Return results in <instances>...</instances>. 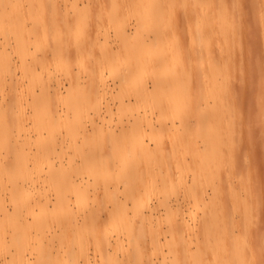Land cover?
Returning <instances> with one entry per match:
<instances>
[{
  "label": "bare ground",
  "instance_id": "obj_1",
  "mask_svg": "<svg viewBox=\"0 0 264 264\" xmlns=\"http://www.w3.org/2000/svg\"><path fill=\"white\" fill-rule=\"evenodd\" d=\"M0 264H264V0H0Z\"/></svg>",
  "mask_w": 264,
  "mask_h": 264
},
{
  "label": "rangeland",
  "instance_id": "obj_2",
  "mask_svg": "<svg viewBox=\"0 0 264 264\" xmlns=\"http://www.w3.org/2000/svg\"><path fill=\"white\" fill-rule=\"evenodd\" d=\"M168 22L170 24H174V23H176V19L169 20ZM196 23H197L196 22V19L195 18H192L191 21H190V25L193 26V27H195ZM260 34L258 35L259 38L261 36ZM260 39L262 40V38H260ZM258 113L261 114V111H257V114ZM249 161H251V159H249V158L247 159L246 157H243V158H241V161H239V164L245 166L247 163H249Z\"/></svg>",
  "mask_w": 264,
  "mask_h": 264
}]
</instances>
